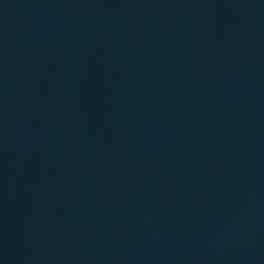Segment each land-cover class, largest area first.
<instances>
[{
  "label": "water",
  "instance_id": "obj_1",
  "mask_svg": "<svg viewBox=\"0 0 264 264\" xmlns=\"http://www.w3.org/2000/svg\"><path fill=\"white\" fill-rule=\"evenodd\" d=\"M0 264H264L176 0H0Z\"/></svg>",
  "mask_w": 264,
  "mask_h": 264
}]
</instances>
